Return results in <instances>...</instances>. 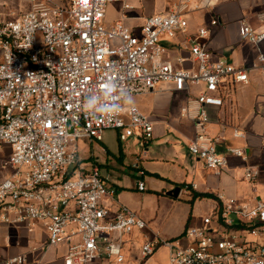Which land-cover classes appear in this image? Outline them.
I'll return each instance as SVG.
<instances>
[{"label": "built area", "instance_id": "2783aa9c", "mask_svg": "<svg viewBox=\"0 0 264 264\" xmlns=\"http://www.w3.org/2000/svg\"><path fill=\"white\" fill-rule=\"evenodd\" d=\"M28 8L0 20V144L10 147L11 172L0 182V228L40 223L49 246L66 245L63 264H91L104 258L124 261L122 238L148 222L119 205L115 215L103 203L113 191L96 161L82 162L79 141H101L105 130L116 129L122 141L138 136L148 144L154 122L132 102L136 94L153 91L160 82L191 98L182 115L193 121L195 137L190 153L207 169L220 171L228 163L218 150L224 135H211L206 105H222L216 95L222 82L248 83L250 71L264 79V11L262 29L239 21V37L257 48L249 65L212 59L205 44L185 41L191 68L184 59H166L161 37L188 32L185 11L189 0L175 10L145 18L136 32L123 20L105 25L106 6L114 0H23ZM215 0H201L194 8H210ZM211 26L218 20L213 18ZM210 28L198 29L200 37ZM204 91L193 96V88ZM245 132L234 128V137ZM228 152L246 158L240 147ZM258 167L246 169L257 181ZM188 188V187H187ZM138 189H146L144 181ZM181 191V190H180ZM219 204L203 215L199 225L188 224L177 237L144 235L143 259L159 247L169 253V264H264V192L254 203L218 195ZM18 254L0 264H27Z\"/></svg>", "mask_w": 264, "mask_h": 264}, {"label": "crops", "instance_id": "0c3cea01", "mask_svg": "<svg viewBox=\"0 0 264 264\" xmlns=\"http://www.w3.org/2000/svg\"><path fill=\"white\" fill-rule=\"evenodd\" d=\"M119 10L105 16L108 26L119 20L138 32L145 18L154 14L168 13L176 9L180 0H119ZM190 8L185 11L189 22L188 32L173 38L163 36L166 59L173 63L184 59V68H191L190 50L185 41L193 37L205 44L212 59H223L235 65H249L257 56V48L239 37V21L245 19L257 31L262 29L258 13L264 11V0H215L210 8H194L201 0H189ZM27 4V3H26ZM28 8V5L25 9ZM216 18L218 24L211 26ZM209 27L206 37L198 35L200 27ZM264 52V42L260 45ZM172 83L160 82L153 91L136 94L132 102L154 122L153 136L148 144L138 136L122 141L119 131L107 129L101 141H89L86 149L91 152L88 161H96L101 169L106 186L113 196L104 197L103 203L114 216L119 205H126L148 222L149 231L142 232L150 237L159 227L157 217L161 206L180 200L186 204L181 229L166 238L181 235L188 224L199 225L202 215L210 213L218 206V195L236 198L254 204L264 192V79L258 70L250 71L248 83H234L225 79L216 95L223 100L222 105H206L211 135H224L218 144L220 153L226 155L227 165L220 171L207 169L201 159L190 153L188 143L195 137L192 120L182 115L181 109L191 98L187 93L171 90ZM204 91V86L193 88V97ZM234 128L245 132L243 137H234ZM116 132V142L109 143L107 132ZM94 143L102 144L105 153L98 156L93 152ZM6 145V144H4ZM229 147L242 148L244 159L228 152ZM0 144V182L9 174V156ZM5 160V166L3 161ZM85 161V162H88ZM258 167L260 174L255 182L246 178V169ZM129 177V178H128ZM144 181L146 189H138V182ZM180 187L178 197L166 193ZM188 187V188H187ZM194 192L211 196L189 200ZM151 205L145 216L144 211ZM201 206L203 214L200 217ZM199 211V215L196 212ZM149 211V210H148ZM5 225L0 228V260L18 254L28 256L27 264H63L66 245L57 247L47 243V232L42 224ZM167 232H169L167 230ZM161 236V235H160ZM153 237V236H151Z\"/></svg>", "mask_w": 264, "mask_h": 264}, {"label": "rangeland", "instance_id": "374dc122", "mask_svg": "<svg viewBox=\"0 0 264 264\" xmlns=\"http://www.w3.org/2000/svg\"><path fill=\"white\" fill-rule=\"evenodd\" d=\"M119 0L111 1L106 6V14L110 16V13L113 15L115 12L119 10L120 5ZM27 7V4L23 0H0V20L1 18H10V12H20L24 11ZM105 25L107 23L105 22ZM162 38V37H161ZM107 137L109 138V143L114 144L116 140V132L110 131L107 132ZM86 144H89L88 139H81L79 141V149H80V160L82 162L88 161L91 152L88 151L85 147ZM3 146L7 147V145ZM8 156L10 155V150L6 149ZM93 152L95 155H102L105 153L104 147L102 144L94 143ZM3 166H5V160L3 161ZM7 169L11 172L9 165H7ZM129 178V177H128ZM151 205L147 206V210L144 211V214L148 215L151 210ZM201 211L198 210L196 212L197 215L200 213V217L203 214L204 210L201 206ZM149 210V211H148ZM186 211V204L180 200L174 202V205L167 204L161 206V210L159 211L157 222L159 233L162 237L169 236L172 233H177L181 229L183 215ZM203 216V215H202ZM150 228V226L148 227ZM147 228V229H148ZM167 230L169 232H167ZM149 231V229H148ZM157 233L156 231L152 232L151 236H154ZM149 236V235H148ZM150 236V237H151ZM143 235L142 232L136 228L133 229L132 233L129 235H124L122 238V251L124 254V261L117 262L115 258H104L101 260H97L91 264H169V253L165 247H159L150 257H148L145 261L141 255V246L143 243Z\"/></svg>", "mask_w": 264, "mask_h": 264}, {"label": "trees", "instance_id": "16d2710c", "mask_svg": "<svg viewBox=\"0 0 264 264\" xmlns=\"http://www.w3.org/2000/svg\"><path fill=\"white\" fill-rule=\"evenodd\" d=\"M207 196H211V195H209V194H204V193H197V192H194L193 194H192V198L189 200V203L192 205L193 204V202H194V200L196 199V198H203V197H207ZM146 260V259H145ZM144 260V261H145Z\"/></svg>", "mask_w": 264, "mask_h": 264}, {"label": "water", "instance_id": "95a60500", "mask_svg": "<svg viewBox=\"0 0 264 264\" xmlns=\"http://www.w3.org/2000/svg\"><path fill=\"white\" fill-rule=\"evenodd\" d=\"M180 190V187H175L174 189L168 191L166 194L171 197H178Z\"/></svg>", "mask_w": 264, "mask_h": 264}]
</instances>
